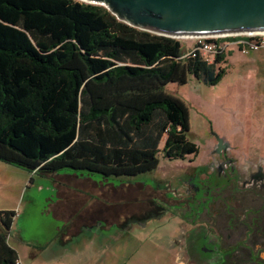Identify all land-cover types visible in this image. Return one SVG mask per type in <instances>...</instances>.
Here are the masks:
<instances>
[{
    "label": "trees",
    "instance_id": "trees-1",
    "mask_svg": "<svg viewBox=\"0 0 264 264\" xmlns=\"http://www.w3.org/2000/svg\"><path fill=\"white\" fill-rule=\"evenodd\" d=\"M183 46L102 5L0 0V160L40 174L71 169L106 178L156 168L163 135L165 158L197 154L187 106L166 85L189 75L216 83L225 54L208 62ZM14 215L0 210V264L18 260L7 241Z\"/></svg>",
    "mask_w": 264,
    "mask_h": 264
},
{
    "label": "rangeland",
    "instance_id": "rangeland-1",
    "mask_svg": "<svg viewBox=\"0 0 264 264\" xmlns=\"http://www.w3.org/2000/svg\"><path fill=\"white\" fill-rule=\"evenodd\" d=\"M179 40L186 49L192 46L191 39ZM229 48L232 52L225 48L224 59L217 64L224 69V73L216 83L205 84L189 75L184 84L170 82L166 85V90L183 100L187 106V138L198 146L197 154H187L181 159L165 158L160 150L163 135L158 143L159 162L156 168L132 176L106 178L98 173L71 169L40 174L0 160V210L15 212L7 231V241L15 249L22 264H55L58 259L73 260L74 255L92 253L90 247L85 251L72 249L80 246L81 239L88 237L91 228L83 224L77 227L72 222L67 232H80L70 235L69 240L61 245L60 236L66 232L64 223L55 222L52 215L46 212L51 202L60 200L55 206L56 211L63 216L67 213L70 215L71 209L80 200H72V195L69 194H74L75 198H96L97 189L102 190L101 200L109 205L108 209L114 214L113 220L118 223L122 203H125L124 208L128 210L134 206L142 208L143 203L146 205L152 197L159 198L157 194L168 189L154 191L150 187L156 184L154 181L171 179L173 182L180 168L202 162L215 145L217 136L232 145L231 154L241 164L246 160L264 161V47L247 53ZM206 57L208 62L213 60L211 56ZM158 117L159 115L156 116ZM262 165L264 169V162ZM170 186L169 180L167 187ZM171 212L169 209L161 219L151 220L144 230L133 224L128 234L119 233L121 235L118 238L111 240L108 250L115 249L122 254L129 251L138 254L151 251L161 257L163 250L168 249L169 245L164 243L162 235L172 233L174 239L178 235V231L175 232L177 221L170 215ZM117 213L120 214L116 215ZM97 215L99 216V212L96 217ZM112 230L113 227L110 231ZM96 240L98 242L97 238ZM154 243L158 245L157 248L153 246ZM175 244L174 242L172 248L177 252ZM176 255L178 257V253ZM174 263L177 261L174 260Z\"/></svg>",
    "mask_w": 264,
    "mask_h": 264
},
{
    "label": "flooded vegetation",
    "instance_id": "flooded-vegetation-1",
    "mask_svg": "<svg viewBox=\"0 0 264 264\" xmlns=\"http://www.w3.org/2000/svg\"><path fill=\"white\" fill-rule=\"evenodd\" d=\"M216 139L206 159L180 168L173 182L169 179L170 188L168 179L154 181V191L168 189L159 198L131 210L122 203L118 223L107 207L101 218L95 211L83 225L95 235L98 227H141L171 209L170 215L180 221L177 252L173 250L180 264H264V161L241 164L231 154L232 145Z\"/></svg>",
    "mask_w": 264,
    "mask_h": 264
},
{
    "label": "water",
    "instance_id": "water-1",
    "mask_svg": "<svg viewBox=\"0 0 264 264\" xmlns=\"http://www.w3.org/2000/svg\"><path fill=\"white\" fill-rule=\"evenodd\" d=\"M135 28L172 38L264 33V0H79Z\"/></svg>",
    "mask_w": 264,
    "mask_h": 264
},
{
    "label": "crops",
    "instance_id": "crops-1",
    "mask_svg": "<svg viewBox=\"0 0 264 264\" xmlns=\"http://www.w3.org/2000/svg\"><path fill=\"white\" fill-rule=\"evenodd\" d=\"M225 41L228 42L226 44V49H229L228 52H232V49H230L229 47L235 48L237 50L240 49V45L236 44L235 42L236 38H229V40H225ZM57 193L59 195L60 191H58ZM102 193H103L102 190L97 189L96 198H93L91 196L90 197L83 196V199L75 198L74 194H69V195H72L71 196L72 200L73 199L77 201L80 200V202H78L79 204L75 205V207L71 209V213H69L70 215H68L67 213L68 216L67 215L63 216L62 214H59L56 211L55 206L57 202H60V200H57L55 203L51 202L49 204V207L46 210V212L52 215L51 218L55 222L63 221L64 223L63 227L66 228L65 229L66 232L60 236L59 242L61 243V245H63L69 240L70 235L72 234L77 235V233L80 232V230H75V232H72L70 234L69 232H67L69 231L68 227L72 224V222H74L75 226L77 227L84 224V222L86 224L87 216L89 214H92L95 211L99 212V216L98 215L97 216L98 218H101L103 211H105V209H107V207L109 206L107 203L101 200ZM97 195H100V197ZM175 220L177 221L175 232H177L179 230L180 221L177 219ZM90 224H92V222H90ZM147 226L148 224L146 223L145 225H142L139 228L141 230H144L146 229ZM57 227L58 226L56 225V228ZM132 227L133 225L128 228L121 229V230L114 228L112 231H110V229L107 231H104L102 228L98 227L97 229L99 232L96 235L94 234L93 231H91L87 238L81 239L80 246L72 248L75 251H80V250L85 251L87 248L90 247L93 250L90 255H86V254L85 255L84 254L74 255L75 259L73 260L58 259L56 260L55 263H61V264H152V261H155V264H175L174 260L178 261L176 260L177 257L172 248V245L175 242L174 236L172 233H170L169 235H166V234L162 235L164 243H167L169 245H168V249L163 250V254L161 257L156 256L154 253H151V251L143 252L141 254H138V252H135V251H132V252L129 251V253L127 254L125 253L122 254L121 252L115 251V249H113V251L112 250L109 251L108 246L111 240L118 238V236L121 235L119 233L128 234ZM96 238L98 239V242H96L97 241ZM10 246L13 247L12 245ZM153 246L157 248L158 245L154 243ZM18 261L20 264H22V261L19 257H18ZM176 264H180V262H177Z\"/></svg>",
    "mask_w": 264,
    "mask_h": 264
},
{
    "label": "built area",
    "instance_id": "built-area-1",
    "mask_svg": "<svg viewBox=\"0 0 264 264\" xmlns=\"http://www.w3.org/2000/svg\"><path fill=\"white\" fill-rule=\"evenodd\" d=\"M225 37L236 38V44L240 45V52L247 53L249 50H256L264 47V33H241V34H231V35H220V36H209V37H187L186 39L193 40V44L190 49H188L187 54H192L193 52H198L207 61L206 56H211L214 58L215 54L225 50L226 44L225 40L219 42H210L207 39H224ZM14 264H20L18 260Z\"/></svg>",
    "mask_w": 264,
    "mask_h": 264
}]
</instances>
